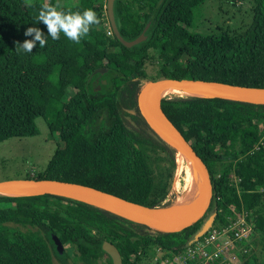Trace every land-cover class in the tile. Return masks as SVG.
<instances>
[{
  "label": "trees",
  "instance_id": "16d2710c",
  "mask_svg": "<svg viewBox=\"0 0 264 264\" xmlns=\"http://www.w3.org/2000/svg\"><path fill=\"white\" fill-rule=\"evenodd\" d=\"M205 1L114 0L123 39L136 38L149 22L145 40L126 47L106 34L105 0H0V142L36 134L39 116L57 133L45 167L25 177L75 182L143 205L170 206L172 173L155 172L153 155L165 152L173 168L176 152L139 114L141 79L264 87V0H250L251 20L243 29L195 32V11ZM44 4L60 11L93 9L98 23L79 43L60 33L57 40L47 37L43 48L37 42L31 53L18 52V44L30 38L24 35L27 27L47 35L36 21ZM149 64L154 75L146 72ZM100 68L106 72L100 74ZM160 105L209 170L212 199L200 219L164 232L72 198L0 194V264H54L53 258L59 264H112L101 248L104 240L117 247L122 264H147L158 246L177 253L191 245L210 213H215L212 226L224 225L233 208L248 212L251 243H259L256 251L254 244L246 245L244 255L250 253L243 264H264V104L168 94ZM231 173L239 178L237 187ZM52 234L62 242V253Z\"/></svg>",
  "mask_w": 264,
  "mask_h": 264
},
{
  "label": "water",
  "instance_id": "95a60500",
  "mask_svg": "<svg viewBox=\"0 0 264 264\" xmlns=\"http://www.w3.org/2000/svg\"><path fill=\"white\" fill-rule=\"evenodd\" d=\"M113 2L114 0H106V13L116 38L126 47L145 40V31L149 26V22L145 24L143 30L136 38L132 40L123 39L115 22ZM167 86L178 87L180 90L194 89L208 94L207 97L216 96L254 104H264V87L243 86L214 80L164 77L146 80L140 85L136 94V105L139 114L151 131L169 144L176 153L180 151L187 155L198 169L201 177L200 190L196 202L190 207L175 211L169 206H147L89 185L48 178L2 179L0 180V194H53L72 198L94 204L130 219L141 221L154 229L164 232L179 231L193 224L206 213L210 205L212 182L209 170L202 158L161 108L160 100L164 97L160 94L161 89ZM12 191L20 193H8ZM88 198H93L97 202H90L87 200ZM130 215H136L137 218H133ZM214 218L215 213H210L190 242L198 240L211 227ZM51 237L57 252L62 253L63 244L60 239L55 234H52ZM101 248L110 257L112 264H122L121 255L113 243L104 240Z\"/></svg>",
  "mask_w": 264,
  "mask_h": 264
},
{
  "label": "rangeland",
  "instance_id": "374dc122",
  "mask_svg": "<svg viewBox=\"0 0 264 264\" xmlns=\"http://www.w3.org/2000/svg\"><path fill=\"white\" fill-rule=\"evenodd\" d=\"M250 5V0H206L195 11L191 29L200 33L215 32L218 29H243L251 20ZM154 70L151 64L146 66L147 74L154 75ZM146 80L150 79H141V84ZM35 123L38 129L36 134L9 137L0 142V180L24 178L28 173L35 174L42 170L50 159L56 147L57 133L49 131L44 118L40 116L35 118ZM153 159L155 172L162 169V174H166L168 171L172 173L167 196V202H170L169 207H172L184 194L183 164L177 160L175 154V166L172 168L169 156L162 151L155 153ZM262 204L264 207V200ZM20 228L26 229L22 226ZM249 236L250 241L254 240L252 234ZM256 238L258 237L256 236ZM251 244H254L253 250L256 251L259 243L250 242ZM240 249V246H237L235 253ZM248 255H238L239 258L237 257L233 264H243L248 259ZM53 261L54 264H59L56 258H53Z\"/></svg>",
  "mask_w": 264,
  "mask_h": 264
},
{
  "label": "built area",
  "instance_id": "2783aa9c",
  "mask_svg": "<svg viewBox=\"0 0 264 264\" xmlns=\"http://www.w3.org/2000/svg\"><path fill=\"white\" fill-rule=\"evenodd\" d=\"M102 18L106 34L111 35L113 32L106 13V0ZM230 176L231 182L237 187L239 178L233 173ZM232 210L233 214L228 216L224 225H211L202 237L180 252L174 253L161 246L156 247L147 264H216L217 261L221 264H233L238 255L245 254L246 245L251 242L249 235L254 231L245 209ZM237 246L241 249L235 253Z\"/></svg>",
  "mask_w": 264,
  "mask_h": 264
},
{
  "label": "clouds",
  "instance_id": "9594fccd",
  "mask_svg": "<svg viewBox=\"0 0 264 264\" xmlns=\"http://www.w3.org/2000/svg\"><path fill=\"white\" fill-rule=\"evenodd\" d=\"M36 21L43 22L47 35L39 27H27L24 35L30 38L18 44V52L31 53L37 42L38 46L43 48L47 37L57 40L60 33H63L68 40L79 43L80 39L89 32L90 26L98 23V17L93 9H84L82 12L60 11L54 6L44 4L36 16Z\"/></svg>",
  "mask_w": 264,
  "mask_h": 264
},
{
  "label": "bare ground",
  "instance_id": "6f19581e",
  "mask_svg": "<svg viewBox=\"0 0 264 264\" xmlns=\"http://www.w3.org/2000/svg\"><path fill=\"white\" fill-rule=\"evenodd\" d=\"M186 93V94H191L195 96H207L208 94L203 93L201 91H197L194 89H183L180 90L178 87L174 86H167L161 89V95L165 96L169 93ZM177 160L182 162L183 164V171L185 174L184 177V194L183 196L171 207L172 210L179 211V210H184L188 207H190L194 202H196L200 190V184H201V177L199 175L198 169L195 166V164L191 161V159L185 155L182 152H177L176 153ZM178 161V162H179ZM178 165V163H177ZM180 168V167H179ZM178 168V169H179ZM181 169V168H180ZM179 169V170H180ZM177 179V178H176ZM9 194H19L18 192H8ZM90 202H97L93 198H88L87 199ZM133 218H137L136 215H130Z\"/></svg>",
  "mask_w": 264,
  "mask_h": 264
},
{
  "label": "flooded vegetation",
  "instance_id": "af4514ba",
  "mask_svg": "<svg viewBox=\"0 0 264 264\" xmlns=\"http://www.w3.org/2000/svg\"><path fill=\"white\" fill-rule=\"evenodd\" d=\"M100 74H104L106 72V68H100L97 70ZM101 81L102 84H105L106 83V80L103 79V78H100L99 79ZM100 86H96V88L98 89Z\"/></svg>",
  "mask_w": 264,
  "mask_h": 264
}]
</instances>
